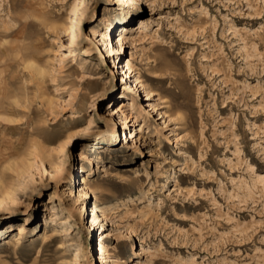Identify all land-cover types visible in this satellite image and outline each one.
<instances>
[{"label": "rangeland", "instance_id": "rangeland-1", "mask_svg": "<svg viewBox=\"0 0 264 264\" xmlns=\"http://www.w3.org/2000/svg\"><path fill=\"white\" fill-rule=\"evenodd\" d=\"M133 3L0 0V264H264V0Z\"/></svg>", "mask_w": 264, "mask_h": 264}, {"label": "bare ground", "instance_id": "bare-ground-1", "mask_svg": "<svg viewBox=\"0 0 264 264\" xmlns=\"http://www.w3.org/2000/svg\"><path fill=\"white\" fill-rule=\"evenodd\" d=\"M131 1L134 2L133 3L134 5H136V3L139 2V0H131ZM144 27L146 28L147 26L141 25V26L137 27L136 31H139L140 33H142ZM124 32H128V30L126 29V27L122 26L120 32L117 35H115L117 42L115 45L111 46L110 52H114V54H120L124 51L126 41L128 40V35H126V33H124ZM118 64H120V63H118ZM118 69L123 70L121 72V75H124L126 78V81H127V78L129 76V73H130L129 70H131L129 63H125V66H123L122 68H118ZM38 72H40V71H38ZM137 81H139V83L130 85L133 88V90H135V91H139L140 90L139 84H142V81L140 80V78H138ZM147 94L149 97L152 95H155L154 92L150 88H147ZM119 104H120L119 110L125 109L126 107H130L131 109H136V107H138L137 101H134V100H133L132 104H130V102H126V101H121ZM141 107H143V104H140V108ZM101 171L108 172V168L106 169V166H102ZM83 178L84 179H83L82 183L86 186V187H83V195H84V194H87V191L89 190L90 187H89V183L85 180L84 176H83ZM103 184L104 183H98L96 185V187L100 188V187H102ZM91 211L93 212V216L91 218V223H92V226L94 228H96V227L100 226V224H102V222H104L106 211H104L102 209L98 210L97 206L92 207ZM49 215H50V218L55 219L57 217L56 210L53 208ZM52 219H51V221H52ZM16 237L17 238L13 237L12 239H6V244L7 245L12 244L13 245V243H17V241L20 239V235H18ZM101 251H102V248H101ZM1 253H2V251L0 249V255H1Z\"/></svg>", "mask_w": 264, "mask_h": 264}]
</instances>
